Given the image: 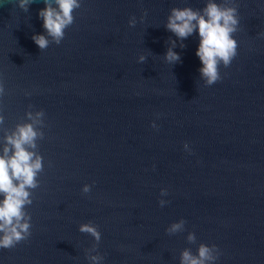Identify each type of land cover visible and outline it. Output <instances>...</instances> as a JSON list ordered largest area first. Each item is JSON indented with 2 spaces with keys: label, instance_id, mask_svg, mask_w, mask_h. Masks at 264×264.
Wrapping results in <instances>:
<instances>
[{
  "label": "water",
  "instance_id": "95a60500",
  "mask_svg": "<svg viewBox=\"0 0 264 264\" xmlns=\"http://www.w3.org/2000/svg\"><path fill=\"white\" fill-rule=\"evenodd\" d=\"M235 2L237 55L206 86L198 33L177 41L179 62L163 59L176 40L170 8L204 0H81L65 38L43 51L31 39L44 33L43 0L28 12L0 0L2 127L38 109L46 124L31 236L0 248V264H89L94 240L78 230L89 221L101 264H179L181 249H196L188 231L217 246L214 264H264V0ZM180 218L185 231L167 234Z\"/></svg>",
  "mask_w": 264,
  "mask_h": 264
},
{
  "label": "clouds",
  "instance_id": "9594fccd",
  "mask_svg": "<svg viewBox=\"0 0 264 264\" xmlns=\"http://www.w3.org/2000/svg\"><path fill=\"white\" fill-rule=\"evenodd\" d=\"M18 7L28 12V6L34 0H15ZM44 7L38 10L42 19L44 33H34L31 39L41 51L50 44L59 45L65 38V30L75 21L74 13L81 8V0H43ZM142 12L140 21L146 15ZM137 17L131 16L129 27H135ZM165 28L172 32L176 40L168 38V47L163 59L172 65L180 61V56L173 48L185 47L182 41L194 32L198 33L199 43L196 49L201 67L198 69L200 79L206 86H211L222 79L220 66H230L237 55V41L233 34L239 30V13L235 0H204V6L196 9L190 6L172 7L164 23ZM264 37V32L257 34ZM139 63H144L146 57L140 54ZM28 95L29 93H25ZM7 95L4 82L0 80V96ZM33 105L29 104L28 109ZM24 119L15 123L11 128L2 127L5 117L0 114V248L11 249L31 236V215L27 207L33 202L34 190L39 187V175L44 171L43 157L40 154L39 141L44 139L43 129L45 112L43 109L26 110ZM151 127L157 128L155 122ZM183 148L190 152L187 142ZM50 164V162H49ZM82 193L91 191L89 184L82 185ZM167 189H160V196H166ZM167 203L159 199L163 207ZM186 221L183 218L171 222L165 229L169 235L185 231ZM78 230L90 234L94 240L91 247L85 249V258L89 264H101L104 257L97 250L101 239L98 226L91 221L80 223ZM186 240L196 245L195 252L185 247L179 252V264H214L219 257V249L215 244L197 242L196 235L188 231Z\"/></svg>",
  "mask_w": 264,
  "mask_h": 264
}]
</instances>
